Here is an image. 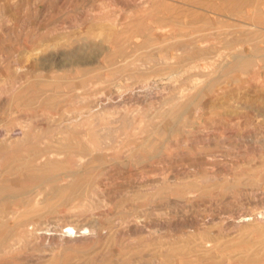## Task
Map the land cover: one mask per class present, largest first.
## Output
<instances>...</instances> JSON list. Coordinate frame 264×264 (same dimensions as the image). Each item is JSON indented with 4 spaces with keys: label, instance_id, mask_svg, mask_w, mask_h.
Masks as SVG:
<instances>
[{
    "label": "rangeland",
    "instance_id": "1",
    "mask_svg": "<svg viewBox=\"0 0 264 264\" xmlns=\"http://www.w3.org/2000/svg\"><path fill=\"white\" fill-rule=\"evenodd\" d=\"M0 141V264H264V2L0 0Z\"/></svg>",
    "mask_w": 264,
    "mask_h": 264
},
{
    "label": "bare ground",
    "instance_id": "2",
    "mask_svg": "<svg viewBox=\"0 0 264 264\" xmlns=\"http://www.w3.org/2000/svg\"><path fill=\"white\" fill-rule=\"evenodd\" d=\"M242 1H243V0H242ZM255 1H257V0H254V2H255ZM259 1H261V0H259ZM262 2H264V0H262ZM258 4H259V3H258ZM254 5H255V4H254ZM238 7H239V6H238ZM172 17H173V16H172ZM128 23H129V22H128ZM114 26H115V25H113L112 27H114ZM240 27H242V26H240ZM109 28H110V27H109ZM243 28H244V27H243ZM160 29H162V27H161ZM114 32H115V31H114ZM255 33H256V32H255ZM259 33H260V32H259ZM114 34H115V33H114ZM116 34H117V32H116ZM256 34H258V33H256ZM112 35H113V34H112ZM261 35H262V34L260 33V36H261ZM251 36L253 37V35H250V37H251ZM254 36H255V34H254ZM260 36H259V37H260ZM261 37H262V36H261ZM129 39H130V38H129ZM244 39H245V38H244ZM244 39H243V40H244ZM249 39H250V38H249ZM260 40H261V39H260ZM113 41H115V40H113ZM116 41H117V40H116ZM252 41H253V40H252ZM257 41L259 42V39H258ZM251 43H252V42H251ZM248 44H249V43H248ZM254 44H255V43H254ZM244 45H245V44H244ZM244 45H243V46H244ZM252 47H253V46H252ZM256 48H257V47H256ZM239 49H240V48H239ZM241 49H242V48H241ZM235 50H236V49H235ZM242 50H243V49H242ZM233 51H234V50H233ZM234 52H235V51H234ZM234 52H233V53H234ZM180 53H181V52H180ZM249 54H250V53H249ZM123 55H124V54H123ZM200 55H201V54H200ZM245 55H246V54H245ZM254 55H255V54H254ZM256 55H257V54H256ZM246 56H247V55H246ZM246 56H243V55H241V54L236 55V56L234 57V63L232 64V66H233V67H236V65H237L238 63H240L241 61H243V60H244L243 62H245V61L247 60V59H246V58H247ZM250 56H251V54H250ZM250 56H249V57H250ZM203 57H204V56H203ZM254 57H255V56H254ZM250 58H253V56H251ZM255 58H256V57H255ZM166 59H167V58H166ZM168 59H169V58H168ZM200 59H201V58H200ZM204 59H205V58H204ZM253 59H254V58H253ZM208 60H209V59H208ZM248 60H249V59H248ZM215 61H216V60H215ZM249 61L252 62L253 60H249ZM146 62H147V61H146ZM232 62H233V61H232ZM243 62H242V63H243ZM250 62H249V63H250ZM242 63H241V64H242ZM245 63H246V62H245ZM256 63H257V62H256ZM247 64H248V62H247ZM253 64H255V63L253 62ZM253 64H252V65H253ZM118 65H119V64H118ZM243 65H244V63H243ZM245 65H246V64H245ZM252 65H251V66H252ZM145 66H146V65H145ZM169 66H170V65H169ZM241 66H242V65H241ZM138 67H139V66H138ZM140 67H141V66H140ZM219 67H220V66H219ZM239 67H240V66H239ZM244 67H245V66H244ZM244 67H243V68H244ZM246 67H248V66H246ZM249 67H250V66H249ZM254 67H255V66H254ZM166 68H167V67H166ZM251 68H252V67H251ZM130 70H131V69H130ZM170 73H171V72H170ZM179 73H180V72H179ZM201 73H202V72H201ZM177 75H178V74H177ZM179 75H180V74H179ZM170 76H171V75H170ZM173 76H174V75H173ZM226 76H228V75H226ZM229 76H230V75H229ZM171 77H172V76H171ZM177 77H178V76H177ZM211 78H212V77H211ZM159 80H160V79H159ZM104 81H105V80H104ZM101 82H102V81H101ZM84 84H85V83H84ZM207 84H208V83H207ZM207 84H206V85H207ZM112 85H113V84H112ZM91 86H92V85H91ZM91 86H90V87H91ZM145 86H146V85H145ZM163 86H164V85H163ZM90 87H89V88H90ZM91 88H93V87H91ZM91 88H90V91H91ZM142 88H143V87H142ZM144 88H145V87H144ZM132 89H133V88H132ZM145 89H146V88H145ZM200 89L202 90V87H201ZM78 90H79V89H78ZM86 90H89V89H86ZM140 90H141V89H140ZM142 90H143V89H142ZM201 90H200V92H201ZM90 91H89V100H90V98L92 97V96L90 97V93L92 92V91H91V92H90ZM94 91H95V90H94ZM198 92H199V91H198ZM92 93H93V92H92ZM80 94H81V93H80ZM84 94H85V93H84ZM201 94H202V93H201ZM91 95H92V94H91ZM82 97H83V96H82ZM86 98H87V97H86ZM97 99H98V98H97ZM145 99H147V98H145ZM145 99H144V100H145ZM86 101H87V100H86ZM141 101H142V100H141ZM96 102H97V105H98V101H96ZM142 102H143V101H142ZM176 102L178 103V101H176ZM176 102H174V103H176ZM174 103L172 104V108L174 107ZM179 103H180V102H179ZM82 105H83V104H82ZM157 106H158V105H157ZM176 107H177V106H176ZM170 108H171V107H170ZM168 109H169V108H168ZM83 110H84V109H83ZM87 110H89V109L87 108L86 110H84V112H86ZM149 110H150V109H149ZM236 111H237V110H236ZM71 112H72V111H71ZM78 112H79V111H78ZM81 112H82V114H83V111H81ZM91 112H92V111H91ZM91 112H89V113L91 114ZM101 112H102V111H101ZM101 112H100V113H101ZM176 112H177V111H176ZM95 113H96V112H95ZM98 113H99V112H98ZM79 114H80V113H79ZM96 114H97V113H96ZM174 114L177 115V113H174ZM174 114H173V115H174ZM200 114H201V113H200ZM88 115H89V114H88ZM171 115H172V114H171ZM238 115H239V114H238ZM79 116H80V115H79ZM85 116H86V115H85ZM85 116H84V117H85ZM89 116H90V115H89ZM93 116H94V115H93ZM51 117H52V116H51ZM56 117H57V116H56ZM179 117H180V115H179ZM181 117H182V116H181ZM229 117H230V116H229ZM53 118H55V116L52 117V119H53ZM60 118H61V117H60ZM87 118H89V117H87ZM91 118H92V117H91ZM91 118H89V119H91ZM68 119H69V118H68ZM84 119H86V118H84ZM94 119H95V118H94ZM98 119H99V118H98ZM127 119H128V118H127ZM172 119H173V118H172ZM182 119H183V118H182ZM61 120H62V119H61ZM64 120H65V119H64ZM86 120H87V119H86ZM92 120H93V119H92ZM166 120H167V119H166ZM173 120H176V119H173ZM29 121H30V119H29ZM29 121H28V124L26 123L27 125H29ZM33 121H34V120H33ZM126 121H127V120H126ZM53 122H55L54 119H53ZM131 122H132V121H131ZM131 122H130V124H131ZM58 123H60L59 119H58ZM26 124H25V125H26ZM67 124H68V123H67ZM25 125H24V126H25ZM27 125H26V127H28ZM94 125H95V124H94ZM194 125H195V123H194ZM59 126L62 127L63 124H62V125H59ZM20 127H21V126H20ZM30 127H31V126H30ZM67 127H69V126L67 125ZM70 127H71V126H70ZM94 128H95V127H93V129H94ZM181 128H182V127H181ZM2 129H3V128H2ZM93 129H92V130H93ZM21 130H23V129H21ZM24 130H25V129H24ZM8 131H9V130H8ZM25 131H26V130H25ZM25 131H23V132H25ZM94 131H95V130H94ZM94 131H93V132H94ZM96 131H97V130H96ZM26 132H27V131H26ZM32 132H33V131H32ZM3 134H4V133H3ZM6 134H7V133H6ZM10 134H11V132H10ZM10 134H9V135H10ZM111 134H112V133H111ZM4 135H5V134H4ZM9 135H8V138H9ZM19 135H20V133H19ZM19 135H18V136H19ZM24 135H25V134H24ZM28 135H29V134H28ZM102 135H103V134H102ZM102 135H101V136H102ZM6 136H7V135H6ZM6 136H5V137H6ZM12 136H13V135H12ZM99 136H100V135H99ZM103 136H104V135H103ZM2 137H3V135H2ZM5 137H4V138H5ZM14 137H17V136H14ZM21 137H22V136H21ZM21 137H20V138H21ZM106 137H107V136H106ZM4 138H3V140H4ZM6 138H7V137H6ZM22 138H23V137H22ZM25 138H26V137H25ZM100 138H101V137H100ZM100 138H99V139H100ZM103 138H105V137H103ZM10 139H11V138H10ZM99 139H98V140H99ZM5 140H6V139H5ZM57 140H58V139H56V141H57ZM100 140H101V139H100ZM7 141H8V140H7ZM20 141H21V139H20ZM0 142H1V141H0ZM22 142H23V141H22ZM25 142H26V140H25ZM62 142H63V141H62ZM98 142H99V141H98ZM23 143H24V142H23ZM23 143H22V145H25L27 142H26L25 144H23ZM59 143H60V142H59ZM63 143H64V142H63ZM69 143H70V142H69ZM71 143H72V142H71ZM51 144H52V142H51ZM100 144H101V143H100ZM105 144H106L105 141H103V145H105ZM12 145H13V144H12ZM45 145H46V144H45ZM52 145H53V144H52ZM84 145H85V144H84ZM84 145H83V147H84ZM101 145H102V144H101ZM101 145H100V146H101ZM50 146H51V145H50ZM64 146H65V145H64ZM71 146H72V145H71ZM7 147H8V146H7ZM20 147H21V146H20ZM83 147H81V149H83ZM85 147H86V145H85ZM18 148H19V147H18ZM53 148H55V147L53 146ZM60 148H61V147H60ZM56 149L58 150L59 148L56 147ZM85 149H87V148H85ZM100 150H102V147H101ZM60 151H62V149H61ZM90 151H91V150H90ZM95 151L98 152V150H95ZM86 152H87V151H86ZM86 152H85V153H86ZM97 152H95V153H97ZM104 152H105V151H104ZM31 153H32V152H31ZM36 153H37V152H36ZM83 153H84V152H83ZM88 153H89V152H88ZM99 153H100V152H99ZM101 153H102V151H101ZM129 153H130V152H129ZM90 154H91V153H90ZM56 155H59V154H56ZM99 155H100V154H98V156H99ZM87 156H88V155H87ZM90 156H91V155H90ZM95 156H96V155H95ZM98 156H97V158H98ZM26 157H27V156H26ZM34 157H35V156H34ZM49 157H50V156H49ZM61 157H62V156H61ZM88 157H89V156H88ZM41 159H42V158H41ZM43 159H44V158H43ZM29 160H30V159H29ZM89 160H91V159H89ZM227 160H228V159H227ZM53 161H54V160H53ZM84 161H85V156H79V157H78V163H82V162H84ZM91 161H92V160H91ZM91 161H90V162H91ZM93 161H94V160H93ZM21 162H22V161H21ZM25 162H26V161H25ZM50 162H51V161H50ZM55 162H57V161H55ZM60 162H62V161H60ZM90 162H89V163H90ZM32 163H35V162H32ZM45 163H47V162H45ZM51 163H52V162H51ZM53 163H54V162H53ZM87 163H88V162H87ZM22 164H23V163H22ZM22 164H21V165H22ZM28 164H30V162H29ZM48 164H49V163H48ZM54 164H55V163H54ZM32 165H33V164H32ZM42 165H44V164H42ZM45 165H46V164H45ZM60 165H61V164H60ZM76 165H77V163H76ZM23 166H24V164H23ZM49 166H51V165H49ZM47 167H48V166L46 165L45 170H46ZM52 167H53V166H52ZM67 167H68V166H67ZM259 167H260V166H259ZM31 168H32V166H31ZM32 169H33V168H32ZM47 169H48V168H47ZM54 169H55V167H54ZM56 169H57V168H56ZM196 169H197V168H196ZM259 169H260V168H259ZM42 170H44V168H42ZM70 170H71V169H70ZM70 170H69V171H70ZM36 171H37V170H36ZM39 171H40V170H39ZM47 171H48V170H47ZM50 171L52 172L51 169H50ZM50 171H49V172H50ZM16 173H17V172H16ZM56 175H57V174H56ZM56 175H55V176H56ZM193 175H194V174H193ZM69 177H70V176H69ZM256 177H257V175H256ZM259 177H260V176H259ZM261 177H262V175H261ZM222 178H223V177H222ZM49 179H50V178H49ZM255 179H256V178H255ZM259 179H260V178H259ZM43 180H45V179H43ZM210 180H211V179H210ZM257 180H258V178H257ZM253 181H254V180H253ZM71 182H72V181H71ZM140 182H141V181H140ZM149 182H150V181H149ZM39 183H40V182H39ZM67 183H69V181H68ZM257 183H259L258 185H264V181H259V182L257 181ZM69 184H70V183H69ZM69 184H68V185H69ZM68 185H67L66 187H68ZM77 185H78V184H77ZM77 185H76V186H77ZM19 186H20V185H19ZM70 186H71V185H70ZM256 186H257V185H256ZM24 187H25V186H24ZM24 187H23V188H24ZM64 187H65V186H64ZM130 187H131V186H130ZM149 187H150V186H149ZM19 188H20V187H19ZM21 188H22V187H21ZM23 188H22V189H23ZM72 188H73V187H72ZM72 188H71V189H72ZM133 188H134V187H133ZM15 189H16V188L14 187L13 190H15ZM25 189H26V187H25ZM35 189H37V188H35ZM63 189H64V188H63ZM67 189H68V188H67ZM23 190H24V189H23ZM37 190H38V189H37ZM52 190H54V189H52ZM55 190H56V189H55ZM55 190H54V191H55ZM84 190H85V189H84ZM84 190H83V193H84ZM16 191H18V190H16ZM39 191H40V189H39ZM69 191H70V190H69ZM4 192H5V191H4ZM55 192H56V191H55ZM78 192H79V191H78ZM252 192L254 193L255 191H252ZM259 193H260V191H259ZM0 194H1V193H0ZM255 194H257V193H255ZM260 194H261V193H260ZM40 195H41V193H40V192H39V193L37 192L36 196H40ZM148 195H149V194H148ZM36 196H35V197H36ZM251 197H252V196H251ZM254 197H255V196H254ZM256 197H257V195H256ZM259 197H260V196H259ZM71 198H72V197H71ZM257 198H258V197H257ZM62 199H63V198H62ZM254 200H255V199H254ZM151 210H152V209H151ZM35 211H36V210H35ZM37 211H38V210H37ZM40 212H41V210H40ZM42 212H43V211H42ZM53 212H54V211H53ZM106 212H107V211H106ZM32 214H33V213H32ZM35 214H36V212H35ZM256 214L260 216V219H261V218H264V208H262V210H260V211H258L257 213H255V216H257ZM27 215L29 216V214H27ZM19 216H21V215H19ZM23 216H24V215H22V217H23ZM28 216H25V217L28 218ZM31 216H32V215H31ZM136 217H137V216H136ZM19 218H20V217H19ZM19 218L16 219V220H15V223H14V224H15V227H16L15 229H16L17 231L20 229V227H22V226H20V222H19V220H21V219H19ZM27 218H26V219H27ZM139 218H140V216H139ZM189 218H190V217H189ZM23 219H25V218L23 217ZM23 219H22V220H23ZM134 219H135V217H134ZM137 219H138V218H137ZM216 219H217V218H216ZM119 220H120V219H119ZM128 220H129V219H128ZM138 220H139V219H138ZM93 221H94V220H93ZM32 223H33V222H32ZM113 223H114V222H113ZM122 223H123V222H122ZM124 223H125V222H124ZM236 223H237V222H236ZM94 224H95V221H94ZM94 224H93V225H94ZM98 224H99V223H98ZM115 224H116V223H115ZM140 224H141V223H140ZM212 224H213V223H212ZM221 224H222V223H221ZM33 225H35V224L30 225V224L28 223V225H26V229L24 228V229H25L24 231H18V232L16 233V239H15V241L13 240V242L8 241V242H5V243H1V242H0V250L3 251L4 253H5V252L12 251V250H13L12 247H13L14 245H16L17 242H19V243L22 242V241H23V238H26V237H27V234H26V233H28V232L33 233L32 235H33V237H34V233L37 231V226H33ZM38 225H40V224H38ZM41 225H42V224H41ZM83 225H84V224H83ZM120 225H121V224H120ZM8 226H9V225H8ZM48 226H49V225H48ZM89 226H90V225H89ZM115 226H116V225H115ZM143 226H144V225H143ZM46 227H47V226H46ZM92 227H93V226H92ZM112 227H113V226H112ZM112 227H111V228H112ZM232 227H233V226H232ZM89 228H90V227H89ZM89 228H88L87 226L75 227V226H73V225L67 223L66 225H64V226L61 227V231H60L61 233H60V232H59V233H60V235H62V234H63V235H64V234H67V236L84 237L87 233H90V232L92 231V229H91V231H90ZM114 228H115V227H114ZM13 229H14V228H13ZM44 229H46V228H44ZM96 229H97V228H96ZM118 229H119V227H118ZM131 229H132V228H131ZM93 230H94V229H93ZM7 231H8V230H7ZM14 231H15V230H14ZM14 231H13V232H14ZM43 231H44V230H43ZM49 231H51V229H50V228H47V229H46V233H44V235H50V234H48ZM117 231H118V230H117ZM117 231H116V232H117ZM41 232H42V230H41ZM196 232H197V231H196ZM38 233H40V231H39ZM25 234H26V237H24ZM42 234H43V233H42ZM98 234H99V233H98ZM37 235H38V234H37ZM39 235H40V234H39ZM4 236H5V235H4ZM13 236H14V235H13ZM28 236H29V234H28ZM35 236H36V234H35ZM42 236H43V235H42ZM36 237H37V236H36ZM36 237H35V238H36ZM38 237H39V236H38ZM43 238H45V236H44ZM65 238H66V237H65ZM27 239H28V238H27ZM31 241H32V240H31ZM131 241H132V240H131ZM24 242H25V241H24ZM27 242H28V241H27ZM28 243H29V242H28ZM30 243H31V242H30ZM207 243H209V241H205V242H204V245H206ZM209 244H210V243H209ZM209 244H208V245H209ZM22 245H24V243L20 244V246H22ZM20 246H19V248H21ZM26 246H27V245H26ZM14 247H15V246H14ZM17 247H18V246H16V248H14V249H18ZM22 247H24V246H22ZM187 247H188V246H187ZM210 248H213V246L210 247ZM210 248H209V249H210ZM214 248H215V247H214ZM12 252H13V251H12ZM10 253H11V252H10ZM235 260H236V259H235ZM121 261H122V260H121ZM39 264H40V263H39Z\"/></svg>",
    "mask_w": 264,
    "mask_h": 264
}]
</instances>
